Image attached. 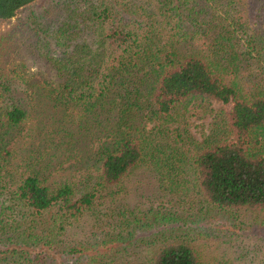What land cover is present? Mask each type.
<instances>
[{
  "label": "trees",
  "instance_id": "1",
  "mask_svg": "<svg viewBox=\"0 0 264 264\" xmlns=\"http://www.w3.org/2000/svg\"><path fill=\"white\" fill-rule=\"evenodd\" d=\"M34 1L0 0V20ZM56 4L62 19L37 30L53 72L45 92L61 109L52 131L73 126L54 145H25L18 133L25 107L0 105V264H233L203 260L187 237L192 229L162 212L155 196L172 190L185 207L264 210V0ZM194 114L210 119L201 138L188 129ZM84 146L81 166L49 180L56 157L57 164L83 157ZM140 167L155 188L143 224L151 215L149 228L165 226L149 235L154 247L141 242L152 245L143 255L130 244L102 252L116 239L98 241L104 234L91 231L66 239L82 215L120 199L127 177L138 194L130 177ZM119 208L124 218L107 225L129 239L135 208Z\"/></svg>",
  "mask_w": 264,
  "mask_h": 264
},
{
  "label": "rangeland",
  "instance_id": "2",
  "mask_svg": "<svg viewBox=\"0 0 264 264\" xmlns=\"http://www.w3.org/2000/svg\"><path fill=\"white\" fill-rule=\"evenodd\" d=\"M57 1L63 3L66 0H35L32 4L17 10L10 19L0 20V105L17 102L25 107L27 117L20 127L22 130L18 131L19 138L23 136L24 144L33 145L34 147L47 146L50 139H54L50 145L56 144L59 135L68 133L69 128L73 126V124H69L66 127L67 131H52L54 127L56 128L62 122V120H56L61 109L57 106L54 107L51 98L45 92L47 87H54L53 72L44 62L43 50H40L38 40L43 36L40 32L37 33V30L45 28L47 23H55L62 19L63 6L57 5ZM211 107L217 108L218 104L213 103ZM209 120L208 116L191 115L187 119L188 129L196 137L201 138L207 129ZM92 129L96 130V126H93ZM73 133L76 137L75 129H73ZM86 135L90 138L91 133L88 132ZM81 149L85 150L83 157H80V153L73 156L68 155L70 158L62 160L58 164L57 161L60 156L56 157L55 170L53 169L56 173H51L49 180H56L59 175L71 171L69 170L71 166H81L88 153L86 146ZM30 153L39 160H46L48 155L36 151ZM14 158L18 159V154H15ZM77 168L80 170L81 167ZM145 171L140 167L134 170L130 177L132 186L136 182L135 179L138 181L139 187L136 190L138 194L129 186V177H127L124 181V187L127 191L125 188L121 190L122 196L119 197L120 199L111 201L110 204L103 203L96 215H82L78 227L73 226V228L68 229L66 239L71 237L78 239L82 237V234L91 231L96 234H104L98 237V241L111 237L116 239V241L108 242L102 246V249H100L102 252L109 246L114 248L115 251L120 246L123 249L124 246L129 244L132 248L135 245L139 246V248L135 247L136 254L139 255H143L145 251L150 250L153 243L150 242L149 235L164 229L165 226L149 228L151 215H149L147 221L149 225L143 224L145 220L142 212L151 206L150 200L153 199L151 194L155 190L152 183L153 179L147 176ZM173 193L172 190H166L165 192H158L155 197L160 198L163 205L162 212L168 216L171 215V212L174 213L179 218V222L185 221L187 223L184 227L192 229L194 233L187 237L191 239L192 244H196L203 260L215 262L226 260L233 264H264V210L238 208L220 212L208 208L205 210L204 205L198 206L195 204L194 206L185 207L184 203H178ZM180 197L184 198L183 195ZM125 204L135 208L138 220L131 227L133 231L131 235L127 236L129 239L122 240L120 237L125 232H121L117 236V232H113L111 226L108 225L113 221L118 222L121 218H124L121 214L123 213L122 210L118 211L121 209L119 207ZM153 204H156V202L154 201ZM111 206L112 209H110ZM148 214H152V212ZM194 215L197 216L194 217ZM129 217L131 220V216ZM179 222H171L167 226L171 224L176 226ZM105 230L109 232L105 233ZM92 240L93 237L88 238L89 244L93 242ZM159 240L161 239H155V246L160 242ZM141 242H148L152 245H142ZM125 253L121 250L119 259Z\"/></svg>",
  "mask_w": 264,
  "mask_h": 264
}]
</instances>
